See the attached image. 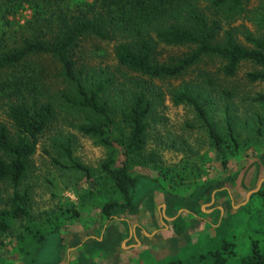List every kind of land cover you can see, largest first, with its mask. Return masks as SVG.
I'll return each instance as SVG.
<instances>
[{"label": "rangeland", "instance_id": "rangeland-1", "mask_svg": "<svg viewBox=\"0 0 264 264\" xmlns=\"http://www.w3.org/2000/svg\"><path fill=\"white\" fill-rule=\"evenodd\" d=\"M13 1L14 9L4 12ZM13 1L5 5L0 0V54L21 45L24 39L50 37L49 22L56 18L53 14L56 0ZM83 1L92 0L67 3L73 6ZM173 1L174 6L182 2ZM192 2L210 19H215L222 31L232 30L235 40L244 47H253L245 36L264 37V29L258 25L264 14V0H241L240 9H230L228 4L218 10L208 0ZM96 5L104 11L102 0H97ZM124 39L119 33L106 39L87 34L70 53L76 71H81L82 76L89 75L87 84L105 83V98L115 109L117 137L128 136L121 110L136 85H150L157 99L147 118L144 148L129 167L130 174L137 179L132 209L120 207L124 197L102 170L110 150L97 138L77 130V126L92 121L93 117L88 112L68 108L58 97L59 93L70 91L59 76L58 62L48 56H34L28 72L39 77L44 96L54 102L55 116L39 135L28 171L16 187L18 192L28 194V215L12 220L6 232L0 231V264H166L172 261L171 256H179L177 259L188 264H208L210 260L199 256L220 249L224 242L230 243L225 264H240L251 253L254 243L259 249L264 248V185L249 194L241 206L233 207L230 198L233 196L240 204L246 192L255 189L264 175V105L253 100L264 94V79L246 78L248 72L262 69L243 61L233 77H226L222 72L223 59L204 56L178 77L150 80L119 64L115 48ZM191 49L157 42L155 55L160 63H170ZM11 75L1 74L0 86ZM186 87L201 92L207 101L208 119L224 139L223 153L214 148L194 108L173 100V94ZM10 101L13 98L0 97V124L14 135L16 130L7 115ZM226 108L232 117L233 138L225 123ZM72 161L86 167L89 173L73 168ZM13 191L8 181L0 182V210L11 208ZM212 196L213 202L198 210L202 216L210 212L208 208L217 209L220 204L227 211L217 222L220 228L206 229L210 237L196 232L195 236L200 234L196 236L197 243L191 242L188 234L197 228L192 221L194 226L187 229V235L157 234L147 238L142 232L134 238L139 228L152 222L151 218L156 221L153 226H158L162 204L173 205L172 212H176L178 208H187L189 203L199 206V201L210 202ZM109 202L116 206L107 214L104 207ZM183 218L189 221L191 215ZM199 222L200 227L209 226ZM168 225L170 230H183L179 220Z\"/></svg>", "mask_w": 264, "mask_h": 264}, {"label": "trees", "instance_id": "trees-1", "mask_svg": "<svg viewBox=\"0 0 264 264\" xmlns=\"http://www.w3.org/2000/svg\"><path fill=\"white\" fill-rule=\"evenodd\" d=\"M67 1H55L57 9L53 14L56 18L49 22L52 23L50 37L24 39L21 45L0 54V75L12 73L11 79L0 86V97L14 100L7 106V115L16 130L11 135L8 128L0 124V182L8 181L14 188L11 208L0 210L1 232L8 230L12 220H21L28 215V194L26 191L18 192L16 187L28 171L29 159L35 152L39 135L50 126L55 116L54 102L51 97L44 96L42 84H38L39 77L28 72L34 56H48L58 62L59 76L70 86L69 92H61L58 97L68 108L88 112L93 117L92 121L77 126V130L85 136L97 138L110 150V157L102 164V170L123 195L125 202L120 207L124 209H132V191L137 179L130 174L129 167L144 148L147 118L157 99L150 85H136L121 110L128 136L126 139L117 137L115 109L105 98V83L93 81L87 84L89 75L82 76L81 71H76L70 52L81 37L90 34L106 39L119 33L125 37L115 48L119 64L150 80L178 77L204 56L223 59L222 72L226 77H233L241 62L250 61L262 70L248 72L246 78L250 81L264 79V37L247 35L245 40L253 47L242 46L235 40L232 30L222 31L218 22L206 16L193 0H182L176 4L177 7L172 4L173 0H102L104 11L96 8L97 0L78 2L73 6ZM208 1L217 10L228 4L232 5L230 9L241 8V0ZM3 2L7 5L11 0ZM14 5L15 1L4 12L14 9ZM2 15L4 18L5 13ZM258 25L264 29V14L258 19ZM157 42L167 46L186 45L192 49L170 63H160L155 55ZM173 100L175 103H188L194 108L214 148L223 153L224 139L208 119L207 101L201 92L186 87L174 93ZM253 100L264 105V94ZM224 113L228 134L233 138L228 108ZM71 166L89 173L76 161H72ZM114 206L116 204L112 202L107 203L105 213L108 214ZM229 247L230 243L224 242L220 249L200 255L199 259L210 260L208 264H225ZM166 264L188 263L172 260ZM240 264H264V248L259 249L254 243L251 253Z\"/></svg>", "mask_w": 264, "mask_h": 264}, {"label": "crops", "instance_id": "crops-1", "mask_svg": "<svg viewBox=\"0 0 264 264\" xmlns=\"http://www.w3.org/2000/svg\"><path fill=\"white\" fill-rule=\"evenodd\" d=\"M263 185H264V175L261 176V178L257 182L255 189L253 188V189H250L246 192V197L244 198V200L239 202L240 204H237L235 198L230 195V198L232 200L231 204L233 205V207L241 206L242 204H245L249 194L255 193L261 187H263ZM213 200H214V197L212 196L210 202H204V200H202V202L199 201V202H197V203H200V205L198 204L199 206H197L196 203H191V204L189 203V206H187V208H178L176 210V212H172L173 211L172 208H174V210H175V207H172L173 205H170L169 203L162 204L163 208L161 211V216L157 220L159 222L158 226L157 227L153 226V224L156 225V223H155L156 221L154 220V218H151V220L153 219L152 220L153 223L152 222L146 223L145 225H143V227L141 229L139 228L138 231L136 232V234L134 235V238H138L139 235H142V232L145 233L147 238H151L157 234H166L165 236H167V237H169V236L180 237V235L186 234L187 229L191 228V226H194V225L197 226L196 230L193 233L188 234V237H189V239H191V242L197 243L198 238L196 236L198 235V237H199L200 234H197L195 236L196 232L197 233H204V237L205 236L210 237L211 235L207 234L206 229H209L208 231H210L212 228L213 229L220 228V226H218L217 222L219 219H222L225 216L224 214H226V211H227L226 208H224V206L222 208V206L220 204L217 206V209H215L214 207L208 208L207 210L210 212L207 213L205 216H202V214L200 212L203 210L202 207L204 205H210L213 202ZM198 210H200V211H198ZM181 211H183V212H181ZM216 211L218 212V214L216 213ZM185 215H189V216L191 215V219L189 221H185L183 218V216H185ZM178 220L181 223V226H183V230L181 229V231H178V232H176L177 229L173 230V228H172V230H170L168 222L174 223ZM192 221H194V225H192ZM199 221H201L203 223L204 222L209 223V226L208 227H205V226L200 227V225L202 223H200ZM164 226H165V229H163ZM147 228H149L150 231H147ZM169 231H170V233H169ZM183 243L184 242H182V244ZM178 257L179 256H171L170 259L180 260V259H177Z\"/></svg>", "mask_w": 264, "mask_h": 264}]
</instances>
